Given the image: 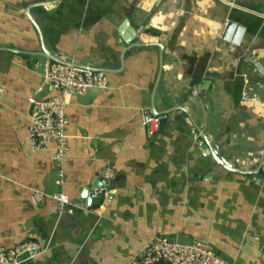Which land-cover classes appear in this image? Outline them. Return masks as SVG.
<instances>
[{
    "label": "crops",
    "instance_id": "1",
    "mask_svg": "<svg viewBox=\"0 0 264 264\" xmlns=\"http://www.w3.org/2000/svg\"><path fill=\"white\" fill-rule=\"evenodd\" d=\"M229 21L243 29L236 42L223 37ZM49 56L108 77L65 97L62 183L51 151L27 140L28 98L60 96ZM0 82V248L44 247L22 264H128L156 234L264 264V0H0ZM156 82L155 109L181 106L239 171L200 148L180 110L148 134Z\"/></svg>",
    "mask_w": 264,
    "mask_h": 264
},
{
    "label": "built area",
    "instance_id": "2",
    "mask_svg": "<svg viewBox=\"0 0 264 264\" xmlns=\"http://www.w3.org/2000/svg\"><path fill=\"white\" fill-rule=\"evenodd\" d=\"M222 1L231 4L233 0ZM47 80L54 89L58 90L60 96L55 95L46 99H37L33 96L28 98L30 123L27 129V140L34 150L49 149L51 151L52 159L60 174L59 182L62 183L67 152L66 127L68 124L65 97L72 94H84L92 89H106L108 77L101 71L53 60L48 67ZM4 91L5 86L0 82V101ZM141 124L149 135H153L161 127L162 119L155 113L142 111ZM42 194L41 192L34 194L32 201L34 203L40 201ZM53 197L57 200L60 212L71 204L68 195L62 191L55 193ZM75 205L86 207L81 202H76ZM43 250L44 247L38 241L27 239L14 247L0 248V264H22L35 259ZM158 262H163V264H231L202 242L193 239L181 242L158 234L148 239L128 264Z\"/></svg>",
    "mask_w": 264,
    "mask_h": 264
},
{
    "label": "water",
    "instance_id": "3",
    "mask_svg": "<svg viewBox=\"0 0 264 264\" xmlns=\"http://www.w3.org/2000/svg\"><path fill=\"white\" fill-rule=\"evenodd\" d=\"M243 29L242 27H240V25H236L235 23H233L232 21L227 23V27L225 29L224 35L223 37L226 39H229L231 41H235L238 40L239 36L241 35ZM120 34H121V40L124 43H130L131 40L136 36V32L134 31V29L129 25L128 21L125 20L122 22L121 24V29H120ZM50 60H54V61H61L67 65L72 64L73 66H82L83 68H88L90 70L93 71H101V72H106V69L104 68H98V67H92V66H86V65H79V64H75L72 63L70 61H63L57 57L54 56H49L48 57ZM208 80H204L202 82V86L199 88V91L201 92V94L203 95V89L204 87L207 85ZM157 86V82L155 83V86L152 89V98H151V105H150V111L151 113H155L159 116H161L164 113H167L168 111H171L173 109H177L181 111V115L187 120V122L189 123V125H191L192 127V132L193 134H197L200 133V136L203 140V145L200 148H206L208 150V154H210L215 161H217L219 164H221L222 166H224L227 169L233 170V171H239V169L234 168L231 163L229 161H227L224 157L220 156L218 154L216 145L211 144L208 139L207 136L199 129V127L195 124V122L193 121L192 117L187 113V111L185 109H183L181 106H175V107H171V109H167L165 111H158L155 109L154 105H153V94L155 92ZM264 169V161L262 162V165L259 166L260 168ZM258 169V170H259ZM253 174V171H247L246 172ZM81 195L85 198V203L86 205H90L91 203V196L88 193V189L87 190H82Z\"/></svg>",
    "mask_w": 264,
    "mask_h": 264
},
{
    "label": "trees",
    "instance_id": "4",
    "mask_svg": "<svg viewBox=\"0 0 264 264\" xmlns=\"http://www.w3.org/2000/svg\"><path fill=\"white\" fill-rule=\"evenodd\" d=\"M154 264H163V262H158V263H154Z\"/></svg>",
    "mask_w": 264,
    "mask_h": 264
}]
</instances>
